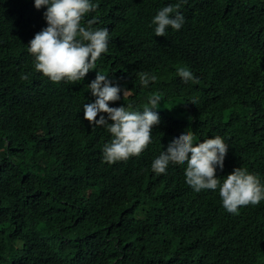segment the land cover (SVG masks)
Instances as JSON below:
<instances>
[{
	"label": "trees",
	"instance_id": "trees-1",
	"mask_svg": "<svg viewBox=\"0 0 264 264\" xmlns=\"http://www.w3.org/2000/svg\"><path fill=\"white\" fill-rule=\"evenodd\" d=\"M92 2L81 24L97 17L108 51L68 84L37 72L27 51L46 6L0 0V264H264V200L231 214L218 189L187 185L186 164L151 168L191 128L194 143L208 132L230 144L221 182L237 167L264 181V0H186L183 26L165 36L152 18L178 0ZM97 72L121 88L109 107L142 111L154 92L167 102L138 157L103 161L112 136L83 117ZM140 73L157 79L144 87Z\"/></svg>",
	"mask_w": 264,
	"mask_h": 264
},
{
	"label": "clouds",
	"instance_id": "clouds-1",
	"mask_svg": "<svg viewBox=\"0 0 264 264\" xmlns=\"http://www.w3.org/2000/svg\"><path fill=\"white\" fill-rule=\"evenodd\" d=\"M184 3L186 0H178L156 13L151 21L155 25L156 36H165L169 27L177 31L181 29L185 17L180 8ZM34 6L37 9L46 6L44 18L47 22V27L37 32L28 43L27 51L34 57L35 70L54 83L81 81L89 70L96 68V61L101 55L108 51L109 30L92 27L98 23V18L89 19L86 26L81 24L86 14L94 12L98 4L92 0H34ZM178 75L185 83H198V79L186 68H179ZM21 79L27 80L28 75H22ZM156 79L155 75L139 74V82L144 87ZM88 88L96 99L83 105V117L92 126H106L112 136L110 143L103 147V161L112 164L140 156L152 142L153 126L160 122L158 114L152 109L162 100L161 94L153 93L148 98L150 106L142 111H130L131 104L109 107V102L121 99V88L113 85L106 75L97 72ZM192 103L195 104V101ZM99 113H106L107 116L100 115L97 119ZM207 134L198 135L204 140L194 143L197 134L190 128L173 138L166 150L153 160L152 171L164 174L169 164H186L187 185L196 192L218 189L222 206L227 212L238 214L241 207L258 205L264 200L262 177L237 167L221 182L217 177L222 175L216 177V168H223L230 144L220 134Z\"/></svg>",
	"mask_w": 264,
	"mask_h": 264
},
{
	"label": "rangeland",
	"instance_id": "rangeland-1",
	"mask_svg": "<svg viewBox=\"0 0 264 264\" xmlns=\"http://www.w3.org/2000/svg\"><path fill=\"white\" fill-rule=\"evenodd\" d=\"M151 95L152 94H150V96ZM161 97H162V100L159 102L158 106L155 109H152V110H154V111H167V102H166V100H165V98L163 96H161ZM144 104L146 106H150V105H148V100L145 101ZM182 118H186V117H182Z\"/></svg>",
	"mask_w": 264,
	"mask_h": 264
}]
</instances>
